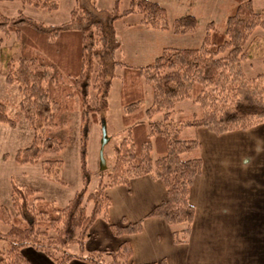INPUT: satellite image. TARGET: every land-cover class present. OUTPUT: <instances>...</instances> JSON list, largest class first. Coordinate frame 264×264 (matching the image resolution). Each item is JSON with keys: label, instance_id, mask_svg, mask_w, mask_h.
<instances>
[{"label": "trees", "instance_id": "obj_1", "mask_svg": "<svg viewBox=\"0 0 264 264\" xmlns=\"http://www.w3.org/2000/svg\"><path fill=\"white\" fill-rule=\"evenodd\" d=\"M20 1L46 8L58 5L57 0ZM118 1L114 0L113 9L105 12L94 5V0H75L70 19L58 25L38 22L23 13L10 17L0 11V33L14 34L19 52L17 61L9 58L1 71L8 83L18 86L20 108L33 130L31 143L18 149L15 158L19 162L41 161L47 175H52V167L58 171L62 160L56 154L63 143L47 134L46 129L56 125L58 112L71 108L77 97L84 184L65 205L45 199L35 189L14 184L13 214L0 203V220L8 225L6 231H0V239L7 242V247L0 248V264H31L24 246L42 252L55 264H69L72 258L89 264H133L132 249L126 240L114 250L87 251L84 241L99 215L114 236L140 231L141 220L124 219L121 224L109 221L111 200L105 189L147 174L163 183L166 196L145 216L164 219L171 227L173 242L185 243L195 212L190 188L202 164L199 141L191 135L192 128L205 127L219 134L264 122V70L249 77L242 68L247 58L246 41L256 27L264 29V10L255 11L252 0H232L221 28L208 22L199 46H164L146 65H132L117 56L120 42L113 28L115 20L139 13L145 27L184 34L195 30L197 19L186 14L169 24L166 9L158 2L130 0L129 7L119 12ZM117 66L121 68L119 74L115 73ZM114 74L120 80L125 134L114 146L110 183L100 182L85 196L90 180L85 162L89 120L96 122L97 112L107 109L105 97L99 104L89 102V89L103 88L107 95L111 80L106 77ZM92 79L95 84L91 85ZM144 85L149 87L151 97L146 106ZM184 99L195 101L197 110L187 113L177 109ZM0 122L14 123L1 101ZM186 129L190 131L184 135ZM85 201L91 202L89 209ZM71 246L76 250L71 251ZM143 264L167 263L162 259Z\"/></svg>", "mask_w": 264, "mask_h": 264}, {"label": "rangeland", "instance_id": "obj_2", "mask_svg": "<svg viewBox=\"0 0 264 264\" xmlns=\"http://www.w3.org/2000/svg\"><path fill=\"white\" fill-rule=\"evenodd\" d=\"M158 2L166 9L169 24L175 17L193 14L197 19L196 28L191 33L175 34L171 29L158 30L145 27L141 22L139 13L125 14L113 22L115 36L120 42L117 56L132 65H146L151 63L160 54L164 46L197 47L201 44L208 22L212 21L217 28L229 13L232 0H152ZM130 0H119L118 11L123 12L129 7ZM57 7L46 8L20 0H0V11L7 16H17L23 13L38 22L47 25H58L70 19V12L75 7V0H57ZM98 9L109 12L114 7V0H94ZM255 11L264 10V0H252ZM2 43L0 46V101L4 103L9 116L14 119L13 124L0 122V203L8 207L11 214V191L15 184L18 187L35 189L37 194L58 205H65L74 193L84 184L80 174V109L76 97L71 108H62L56 116V125L47 128L46 132L59 138L63 148L57 158L62 160V165L56 170L52 167V175L44 173L41 161L19 162L15 158L18 149L28 146L33 138L32 127L20 108L21 93L18 86L8 83L1 71L7 60L11 58L14 63L19 56L18 46L14 34L5 36L0 33ZM247 58L242 63V68L247 76H255L264 70V29L256 27L244 45ZM115 73H121V68L116 67ZM111 80L108 94L103 88L97 90L94 86L89 89V101L92 105L99 104L103 97L107 98V109L97 112V121L89 120L86 136L85 162L90 173L86 194L95 190L100 184L111 181V171L114 163V146L124 136L122 132L121 116L123 114L120 104V80L116 74L108 75ZM92 85L95 81L90 80ZM146 96L144 105L151 101L149 87L144 85ZM68 104V102H67ZM198 105L192 99H184L177 104V109L192 113ZM160 116L157 114L156 117ZM83 125V124H82ZM104 127L107 142L103 147L105 168H100L99 149ZM188 129L184 135L188 134ZM88 209L91 202H84ZM8 225L0 220V231H6ZM7 247V242L0 239V248ZM71 251L76 246H71Z\"/></svg>", "mask_w": 264, "mask_h": 264}, {"label": "crops", "instance_id": "obj_3", "mask_svg": "<svg viewBox=\"0 0 264 264\" xmlns=\"http://www.w3.org/2000/svg\"><path fill=\"white\" fill-rule=\"evenodd\" d=\"M191 135L199 141L202 164L190 188L195 212L188 240L175 244L164 219L145 216L166 196L163 183L147 174L105 189L109 221L141 220L140 231L114 236L99 215L85 238L86 251L114 250L126 240L133 264H264V122L219 134L192 128ZM23 252L31 264H55L31 246ZM69 264L89 263L72 258Z\"/></svg>", "mask_w": 264, "mask_h": 264}, {"label": "water", "instance_id": "obj_4", "mask_svg": "<svg viewBox=\"0 0 264 264\" xmlns=\"http://www.w3.org/2000/svg\"><path fill=\"white\" fill-rule=\"evenodd\" d=\"M106 142H107V137H106L105 129L103 127L102 128V140H101L100 149H99V158H100V168L101 169L105 168V160L103 157V147H104Z\"/></svg>", "mask_w": 264, "mask_h": 264}]
</instances>
